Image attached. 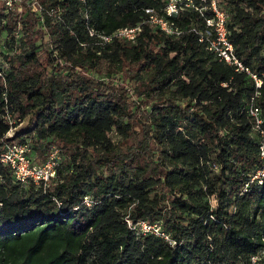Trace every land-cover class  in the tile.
Listing matches in <instances>:
<instances>
[{
    "label": "trees",
    "instance_id": "1",
    "mask_svg": "<svg viewBox=\"0 0 264 264\" xmlns=\"http://www.w3.org/2000/svg\"><path fill=\"white\" fill-rule=\"evenodd\" d=\"M166 2L0 0V152H61L46 186L1 167L0 264H264V0L219 1L260 87L191 30L206 2L171 17L179 37L142 23Z\"/></svg>",
    "mask_w": 264,
    "mask_h": 264
},
{
    "label": "built area",
    "instance_id": "2",
    "mask_svg": "<svg viewBox=\"0 0 264 264\" xmlns=\"http://www.w3.org/2000/svg\"><path fill=\"white\" fill-rule=\"evenodd\" d=\"M206 2L208 7L213 11L214 15L212 17H206V28L205 30H197L196 27H192L191 30L196 31L199 35V40L201 42H206L209 50L213 51L220 59L226 61L227 63L236 67L238 71H246L251 74V76L256 80L258 87L261 86L262 80L258 75L251 71V69L243 64L241 59L236 53L235 46L231 39L229 38V30L227 28V13L220 7V0H201ZM8 4H12V0H7ZM188 6L196 7L202 14L203 9L207 7L195 5V0H167L164 7V13L159 14L154 8L146 9L148 16L144 22H148L151 25L157 26L162 29L167 34L179 37L183 34L184 29L179 28L175 21L171 18L177 16L180 10L183 8L182 4ZM142 23L132 26V27H122L117 29L113 35L104 36L105 39L110 40L113 36H121L129 41H134L137 37L138 31L141 28ZM251 114L256 119V126L260 128L262 134L264 130L260 126L263 122L261 117V109L258 106H252ZM16 115L6 109L5 117L9 120L11 127L7 132V135L12 137L15 134V127L13 124L16 123ZM31 147L28 143H10L7 144L4 150L0 152V181L2 180V166L8 165L12 170L14 177L23 183H28L33 181L36 184L48 185L50 180L56 176L57 165L60 162V150L55 147L51 152L48 159L42 164H33L32 157L30 155ZM261 154L264 159V145L261 146ZM264 176V167L257 171L253 176V179L258 178L262 182V177ZM247 190V188H245ZM87 203H90L89 198H86ZM2 202L0 201V207ZM128 224L133 229L139 227L143 233L154 232L158 235L169 236L162 231L161 226L157 223H150L147 220H140L136 224L131 220H128ZM172 244L175 241L170 240ZM259 256L254 255L252 261L254 264L258 263Z\"/></svg>",
    "mask_w": 264,
    "mask_h": 264
},
{
    "label": "rangeland",
    "instance_id": "3",
    "mask_svg": "<svg viewBox=\"0 0 264 264\" xmlns=\"http://www.w3.org/2000/svg\"><path fill=\"white\" fill-rule=\"evenodd\" d=\"M20 2V1H19ZM19 11H21L22 10V7H19V9H18ZM3 40H1V42H2ZM0 42V43H1ZM60 154H61V152H60ZM36 156H37V154H36ZM35 155H33V159L34 160H37V162L39 163V161L41 160V159H38L37 157H36ZM212 202H213V204H216L213 200H212Z\"/></svg>",
    "mask_w": 264,
    "mask_h": 264
}]
</instances>
